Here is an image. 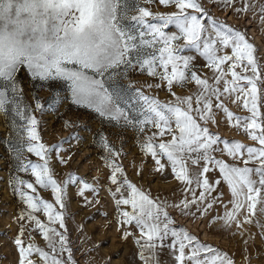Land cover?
<instances>
[{
  "label": "snow or ice",
  "instance_id": "6c2138e0",
  "mask_svg": "<svg viewBox=\"0 0 264 264\" xmlns=\"http://www.w3.org/2000/svg\"><path fill=\"white\" fill-rule=\"evenodd\" d=\"M209 2L237 17L250 13L264 33V0ZM153 4L172 10H152ZM193 52L206 63L197 64ZM144 74L151 82L138 85L133 76ZM152 88L171 98L146 91ZM43 89L47 99L37 94ZM65 103L66 110L75 105L99 117L93 141L104 151L107 191L122 238L136 245V264H237L233 254L176 226L170 209L207 217L210 224L219 221V229L242 238V261L252 264L248 244L257 233L245 225L258 229L264 241V52L246 26L215 16L203 0H0V114L10 120L5 143L15 162L8 185L22 205L12 218L15 264H79L66 224L67 188L76 185L87 206L100 199L97 183L74 171L59 180L52 167L53 153L68 163L61 155L66 139L44 142L40 114L58 112ZM217 114L253 143L213 131ZM63 126L78 127L79 121L64 119ZM129 131L152 159L150 174L175 179L180 195H153L129 177L117 160ZM112 135L120 139L119 148ZM67 139L81 137L73 131ZM136 173L143 176V161ZM37 186L50 188L54 199L39 195ZM82 251L92 264L91 249Z\"/></svg>",
  "mask_w": 264,
  "mask_h": 264
},
{
  "label": "rangeland",
  "instance_id": "374dc122",
  "mask_svg": "<svg viewBox=\"0 0 264 264\" xmlns=\"http://www.w3.org/2000/svg\"><path fill=\"white\" fill-rule=\"evenodd\" d=\"M203 3L206 8L210 9L212 14L221 19H227L228 23L239 27L246 26L250 38L264 52V33L259 30L256 22L250 19V13L247 14V17H237L231 10H223L215 3H210L209 0H203ZM150 7L152 10L158 11L172 10L171 7L166 8L158 4H153ZM173 27L169 25V29ZM193 55L196 56L195 62L197 64L203 65L206 63L198 54L193 52ZM206 71L205 69L199 74L204 75ZM19 75L25 77L26 73L21 72ZM133 79L137 81L138 85L145 81L151 82V77L147 74L134 75ZM192 86L190 83L189 88ZM188 90V88H177L178 92L186 93ZM146 91L157 94L161 99L171 98L166 91H158L155 88L146 89ZM30 92L31 89L26 82L25 95L29 101H31ZM37 94L45 99L49 96L47 89L37 90ZM229 107L234 112H240L242 115L246 114L242 109H237L234 104H229ZM66 109H69V103L60 106L58 112L48 109L45 113L40 114L44 123L40 125L39 130L44 142L55 144L60 141L61 137L66 139L61 155L68 159V163H60L58 158L55 157V153H53L52 167L57 179L62 180L67 172L74 171L87 181L97 183L100 187L99 202L93 203L91 206L82 203L81 197L77 194L76 185L70 183L67 188L66 224L75 259L79 261V264H87L82 249H91L88 256L92 259V264H136V245L131 237L122 238L121 230L116 221L114 201L107 191L106 186L109 183L107 177L110 170L101 159L104 151L98 143L93 141V133L99 124V117L94 112L86 108H78L75 105H72L70 110ZM60 113H63V117L60 116ZM64 119L79 121V126L66 128L63 126ZM217 119L220 121L219 126L213 124L211 126L213 131L219 132L224 137L239 139L244 143H253L243 131H239L234 126L228 125L224 120H220L219 114H217ZM105 128L107 130V126ZM73 131L81 137L79 141L67 139L69 133ZM10 132V120L0 114V264H15L17 259V252L11 239L17 232V225L12 218L17 214L18 207L22 206L18 203V198L8 185L10 172L15 171V162L5 143ZM109 139L118 148L120 147L121 141L119 138L112 135ZM125 139L126 143L123 144L124 153L117 157V160L123 164L129 177L138 184H143L145 188L150 187L153 195L159 194L161 197L180 195L175 179H165L159 175L153 176L150 174L149 169L152 167V159L150 156L144 157L130 131L126 134ZM69 152H71L70 158ZM28 155L32 159H37L33 154ZM142 161L144 173L143 176H138L136 167ZM216 172L218 173V169ZM19 175L34 179L30 173H19ZM93 177H98V179L93 180ZM219 188L224 192L225 199H227L229 196L227 185L222 183ZM37 192L44 198L54 199L50 188L41 189L40 186H37ZM85 194L89 195L90 193L86 190ZM213 195H215V192H213ZM170 211L174 216L176 226H184L196 234L201 241L209 242L233 254L237 264H244L241 256L244 245L239 235H233L232 230L225 232L219 229V221L210 224L207 217H186L174 209H170ZM213 211H216V208ZM41 218L45 219L42 214ZM245 227L257 233L255 241H250L248 244V254L252 257V264H264V241L261 240L258 229L247 224ZM36 240L41 245L45 243L38 234Z\"/></svg>",
  "mask_w": 264,
  "mask_h": 264
}]
</instances>
